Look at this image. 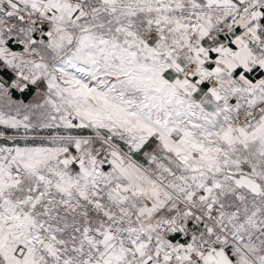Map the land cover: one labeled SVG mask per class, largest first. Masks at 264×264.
Returning <instances> with one entry per match:
<instances>
[{
    "label": "snow or ice",
    "instance_id": "obj_1",
    "mask_svg": "<svg viewBox=\"0 0 264 264\" xmlns=\"http://www.w3.org/2000/svg\"><path fill=\"white\" fill-rule=\"evenodd\" d=\"M0 264H264V0H0Z\"/></svg>",
    "mask_w": 264,
    "mask_h": 264
}]
</instances>
